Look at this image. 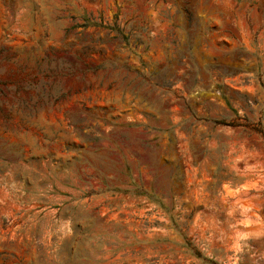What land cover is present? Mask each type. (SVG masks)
Here are the masks:
<instances>
[{"label":"rangeland","instance_id":"1","mask_svg":"<svg viewBox=\"0 0 264 264\" xmlns=\"http://www.w3.org/2000/svg\"><path fill=\"white\" fill-rule=\"evenodd\" d=\"M0 264H264V0H0Z\"/></svg>","mask_w":264,"mask_h":264}]
</instances>
